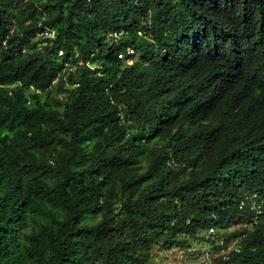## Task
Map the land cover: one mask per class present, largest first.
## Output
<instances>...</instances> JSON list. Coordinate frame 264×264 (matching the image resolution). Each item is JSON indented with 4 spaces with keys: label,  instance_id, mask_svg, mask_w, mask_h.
I'll return each mask as SVG.
<instances>
[{
    "label": "trees",
    "instance_id": "trees-1",
    "mask_svg": "<svg viewBox=\"0 0 264 264\" xmlns=\"http://www.w3.org/2000/svg\"><path fill=\"white\" fill-rule=\"evenodd\" d=\"M202 230L264 264V0H0V264H153Z\"/></svg>",
    "mask_w": 264,
    "mask_h": 264
},
{
    "label": "rangeland",
    "instance_id": "rangeland-1",
    "mask_svg": "<svg viewBox=\"0 0 264 264\" xmlns=\"http://www.w3.org/2000/svg\"><path fill=\"white\" fill-rule=\"evenodd\" d=\"M198 235V240L191 248H173L168 252L159 253L154 257L153 264H213L207 254L211 247L206 239L207 233L202 230Z\"/></svg>",
    "mask_w": 264,
    "mask_h": 264
},
{
    "label": "built area",
    "instance_id": "built-area-1",
    "mask_svg": "<svg viewBox=\"0 0 264 264\" xmlns=\"http://www.w3.org/2000/svg\"><path fill=\"white\" fill-rule=\"evenodd\" d=\"M209 231L211 232L212 231V228H210ZM218 243L222 246L223 241L222 240H219ZM222 250L223 249H221L220 254H222L223 258H226L227 255Z\"/></svg>",
    "mask_w": 264,
    "mask_h": 264
},
{
    "label": "clouds",
    "instance_id": "clouds-1",
    "mask_svg": "<svg viewBox=\"0 0 264 264\" xmlns=\"http://www.w3.org/2000/svg\"><path fill=\"white\" fill-rule=\"evenodd\" d=\"M253 196L255 197V194H253ZM257 203V205H255V207H256V211L258 212H260L261 211V209H263L262 207H261V203L258 201V202H256Z\"/></svg>",
    "mask_w": 264,
    "mask_h": 264
}]
</instances>
